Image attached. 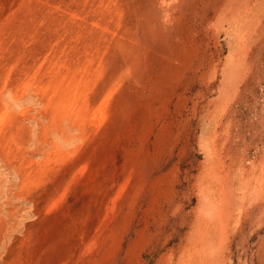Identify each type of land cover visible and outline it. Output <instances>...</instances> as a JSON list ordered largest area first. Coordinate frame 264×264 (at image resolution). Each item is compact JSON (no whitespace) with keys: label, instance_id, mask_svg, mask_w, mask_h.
Masks as SVG:
<instances>
[{"label":"rangeland","instance_id":"1","mask_svg":"<svg viewBox=\"0 0 264 264\" xmlns=\"http://www.w3.org/2000/svg\"><path fill=\"white\" fill-rule=\"evenodd\" d=\"M0 264H264V0H0Z\"/></svg>","mask_w":264,"mask_h":264}]
</instances>
